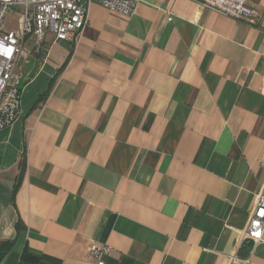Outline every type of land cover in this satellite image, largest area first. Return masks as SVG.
Returning a JSON list of instances; mask_svg holds the SVG:
<instances>
[{"label": "crops", "instance_id": "obj_1", "mask_svg": "<svg viewBox=\"0 0 264 264\" xmlns=\"http://www.w3.org/2000/svg\"><path fill=\"white\" fill-rule=\"evenodd\" d=\"M248 2L257 27L194 0H139L131 17L90 3L79 42L48 35L20 59L0 264L26 249L96 264L93 245L106 264H264L243 240L264 188V0Z\"/></svg>", "mask_w": 264, "mask_h": 264}, {"label": "built area", "instance_id": "obj_2", "mask_svg": "<svg viewBox=\"0 0 264 264\" xmlns=\"http://www.w3.org/2000/svg\"><path fill=\"white\" fill-rule=\"evenodd\" d=\"M139 0H0V129L13 124L22 114V89L13 81L22 58L40 55L48 35L55 42L76 44L89 24L88 5L98 3L123 17H131ZM204 9L258 26L260 12L248 0H194ZM18 17L17 28L6 27ZM243 240L253 248L264 243V188L256 195L255 208ZM107 246L93 245L96 264H106Z\"/></svg>", "mask_w": 264, "mask_h": 264}, {"label": "trees", "instance_id": "obj_3", "mask_svg": "<svg viewBox=\"0 0 264 264\" xmlns=\"http://www.w3.org/2000/svg\"><path fill=\"white\" fill-rule=\"evenodd\" d=\"M22 166H23V171H22V174L19 178V184L15 188L14 194H16L18 189H19L20 183L22 181L23 173L25 171V163H23ZM17 228L19 230V229H21V226L18 224ZM41 261H42V258L39 255L31 252L29 249H26L22 254V257H21L19 264H40Z\"/></svg>", "mask_w": 264, "mask_h": 264}, {"label": "rangeland", "instance_id": "obj_4", "mask_svg": "<svg viewBox=\"0 0 264 264\" xmlns=\"http://www.w3.org/2000/svg\"><path fill=\"white\" fill-rule=\"evenodd\" d=\"M18 23H19L18 17H14V19H8L6 21V27H12L13 25L14 28H17ZM20 65L23 66V62H21ZM13 82L16 84V81H13Z\"/></svg>", "mask_w": 264, "mask_h": 264}]
</instances>
